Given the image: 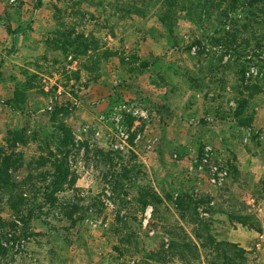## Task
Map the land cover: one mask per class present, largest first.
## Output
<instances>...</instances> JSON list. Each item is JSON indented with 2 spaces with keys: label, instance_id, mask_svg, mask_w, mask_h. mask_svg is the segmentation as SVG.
Instances as JSON below:
<instances>
[{
  "label": "rangeland",
  "instance_id": "374dc122",
  "mask_svg": "<svg viewBox=\"0 0 264 264\" xmlns=\"http://www.w3.org/2000/svg\"><path fill=\"white\" fill-rule=\"evenodd\" d=\"M159 2L0 0V145L7 131L53 140L58 121L66 124L73 184L61 198L78 196L95 212L81 241H70L76 229L39 220L23 241L6 235L14 220L0 203V264H220L236 246L246 253L233 264H264V20L234 31L232 44L230 26L215 31L213 18L181 19L168 34ZM132 57L146 64L129 73ZM10 149L26 162L46 147ZM149 186L161 202L140 211L136 194ZM9 197L0 191V202ZM177 197L196 210L181 218ZM119 209L126 220L117 223ZM199 234L227 243L225 254L182 257L170 247L200 243Z\"/></svg>",
  "mask_w": 264,
  "mask_h": 264
},
{
  "label": "trees",
  "instance_id": "16d2710c",
  "mask_svg": "<svg viewBox=\"0 0 264 264\" xmlns=\"http://www.w3.org/2000/svg\"><path fill=\"white\" fill-rule=\"evenodd\" d=\"M42 0H38L37 7L41 4ZM159 12L156 15L159 25L163 31L168 34L178 29V24L181 19H187L188 21H197L199 23H205L213 18V22L216 25L214 30H224V27L228 24L231 31H225V40L232 44L236 40V34L234 31H246L247 28L253 25L262 24L264 20V0H160ZM135 10V9H134ZM131 10V13H134ZM140 12L141 10H137ZM241 24L237 26V24ZM232 32V33H231ZM174 38V37H173ZM207 38V37H206ZM196 44H201L202 40L198 37L194 40ZM220 42V40H217ZM68 44L70 42L67 41ZM86 46L84 45V48ZM133 60L129 67L128 72L138 71L140 67H144L146 61L140 60L137 57H132ZM129 64V63H128ZM140 66V67H139ZM14 107V106H13ZM63 110L64 108H60ZM54 139L46 140L41 139L37 141L36 133L32 136L28 135L26 131H7L4 135L5 146L0 145V191L8 190L10 197L6 200H2L0 203L8 207L9 213L13 216L10 229L6 232L9 238L22 239L25 241L33 235L31 227L28 225L32 220L41 221L47 229L53 228L57 231L59 223L65 231L71 232L73 229L75 240L81 241L83 237V230L80 227L85 221L91 220L95 217V212L90 208L91 204H82L81 198L74 196L73 198L65 199L61 198L66 186L73 184V179L70 178V168L67 164L66 154L69 152L68 147L73 141V135L71 128L64 123H60L55 127ZM38 142L43 144L46 149L39 153L36 157L28 159L26 162H22V153H15L12 149L17 144L25 145L29 141ZM46 150V151H45ZM49 165L47 170L42 169L36 172L37 169ZM25 166L28 174L23 175L21 178H16L13 174L16 168ZM26 172V171H25ZM129 173L127 168L124 169V175ZM136 202L139 204L140 211L144 210L148 205H152L153 201L159 203L161 199L157 196L155 191L149 186L142 188L139 194H136ZM188 200L186 203L177 197L176 208L183 217V211L191 208L196 210L194 205H191ZM122 209L117 210L116 220L117 223L126 220V213H121ZM238 223L244 225L246 217L235 215L233 217ZM24 223L25 227L28 225L30 231L23 229V226L17 225V222ZM203 225H206L203 223ZM20 228V229H19ZM206 230V229H205ZM110 231V230H109ZM114 235L122 236L118 229H112ZM128 237V236H127ZM127 237L123 240L127 242ZM197 237L200 243L193 242L192 240L171 241V248L175 249L179 246L181 248L178 253L184 255V250L188 252L193 249L199 251L204 249L207 251V255L212 257L217 250H222V245L227 243L222 241H215V239L207 234L206 236L199 234ZM69 241V240H68ZM228 245V244H227ZM232 247L233 244H230ZM118 251L119 248L115 247ZM238 250L233 254V257H226L223 255L220 264H233L234 261L242 259V254L246 251L236 246ZM225 254V253H224ZM152 257V256H151ZM149 257V258H151ZM115 264H124L123 259H114ZM213 264H215L213 262Z\"/></svg>",
  "mask_w": 264,
  "mask_h": 264
},
{
  "label": "crops",
  "instance_id": "0c3cea01",
  "mask_svg": "<svg viewBox=\"0 0 264 264\" xmlns=\"http://www.w3.org/2000/svg\"><path fill=\"white\" fill-rule=\"evenodd\" d=\"M16 126L13 127V128H16L17 127V123L15 124ZM238 230H234L233 233H237ZM253 231H247V235H248V238H254L256 235H258V232H255L253 233V235L251 234ZM251 245V243H248L246 246H243L244 248H249L248 246Z\"/></svg>",
  "mask_w": 264,
  "mask_h": 264
},
{
  "label": "built area",
  "instance_id": "2783aa9c",
  "mask_svg": "<svg viewBox=\"0 0 264 264\" xmlns=\"http://www.w3.org/2000/svg\"><path fill=\"white\" fill-rule=\"evenodd\" d=\"M17 223H19L18 221H16Z\"/></svg>",
  "mask_w": 264,
  "mask_h": 264
}]
</instances>
